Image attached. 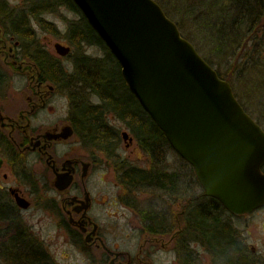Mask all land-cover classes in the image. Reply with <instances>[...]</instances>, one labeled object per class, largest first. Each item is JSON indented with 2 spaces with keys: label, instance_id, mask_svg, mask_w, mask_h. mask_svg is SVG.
Wrapping results in <instances>:
<instances>
[{
  "label": "flooded vegetation",
  "instance_id": "af4514ba",
  "mask_svg": "<svg viewBox=\"0 0 264 264\" xmlns=\"http://www.w3.org/2000/svg\"><path fill=\"white\" fill-rule=\"evenodd\" d=\"M25 37L26 35L6 34L4 28L0 34V60L2 61L0 62V157L3 164L0 167V240H2L0 249L5 264H16L19 260L15 257L19 258L23 255L21 253L25 251V248L28 250L27 255L39 254L42 248L46 253L43 258L47 259L50 264L54 263L53 258L44 249L42 241L36 236L33 224L26 221L22 213L23 211L30 212L35 208L34 193L38 194L37 190L32 191L26 188L27 184L32 183L31 163L33 161L39 165L45 162L47 180L44 175L36 178L39 183L44 184V193L51 187L55 188V193H58L60 202L57 204L54 201L52 208L60 211L63 217V228L70 242L79 243L84 248L87 247L96 252L100 251L108 264H155L154 261L159 258L161 252L156 249L159 246L169 254L175 253L174 261L177 259L182 264H196L197 262L217 264L216 250L208 241H200L198 230L190 226L191 214L195 215L196 210L202 207L210 213L213 207L212 198L205 195L193 166L186 162V166L190 168L189 179L185 182L186 188H179L183 179L177 175V171L167 173L172 178L168 182L160 181L159 176L164 172H157L159 180L148 183L164 194V197L160 198L162 200L159 199L155 205H148L142 213L144 232L148 234V240L145 241L152 243V247L145 249L142 245L139 251L133 254L131 251L120 250L119 246L106 243L104 227L98 223L99 215L96 213L98 203L94 192L88 189V179L97 169L98 164L94 152L91 158L85 154L75 155V153L70 154L67 151L58 150L60 144H71L72 142L77 145L78 143L86 144L83 139H80L74 125L75 118L70 97V72L66 70L61 61L57 65L38 64L33 59L35 56L32 50L34 51L37 46H40L43 51L47 49L41 45L38 33L34 32L33 42L26 39L21 41ZM51 43L50 41L49 44ZM46 66L54 69L58 66L56 73L51 74L56 79L47 77L48 75L44 73ZM58 100H66L69 108L67 113L61 116L58 108L55 107V102ZM42 115H47L48 120H41ZM122 123L126 126L124 121ZM118 131L117 133L121 136L118 135L117 140H122L126 148L136 141L137 147L141 150L140 160L144 159V155L149 157L153 155L150 152V156L144 150L140 136L135 134L133 136L130 128L131 133L126 131L119 133ZM124 133L128 134L127 137ZM90 147L95 146L90 145ZM120 147L121 145L115 144L109 156L116 157V160L120 161V166L117 162L115 169L120 170L122 185L129 190H134L131 189V184L129 187L124 185L126 184L124 176L126 177L130 170L151 172L153 168L132 165L119 152ZM170 149L173 150L172 147ZM155 153L158 155V149ZM160 161L159 158L154 160L151 157L155 168H160ZM164 167L165 165L161 166V168ZM63 173L71 175L73 183L66 190L59 191L54 186V181L58 174ZM49 180L51 184L47 182ZM143 185L146 186V184ZM195 189L199 190L198 194L195 193ZM184 191L187 193L181 194ZM18 195L29 203L28 209L17 205ZM116 200L117 197L114 199L117 204L118 200ZM182 200L187 201L186 206L181 205L185 202ZM129 203L125 200L124 204L127 205L125 206L129 211H132L133 207ZM175 210L183 211L175 215ZM165 237L170 238L166 241ZM251 247L252 254L259 256L258 259H260V262L256 263L264 264V256L258 253L256 248ZM169 257L170 260L173 259ZM30 258V262L44 260L38 255Z\"/></svg>",
  "mask_w": 264,
  "mask_h": 264
},
{
  "label": "water",
  "instance_id": "95a60500",
  "mask_svg": "<svg viewBox=\"0 0 264 264\" xmlns=\"http://www.w3.org/2000/svg\"><path fill=\"white\" fill-rule=\"evenodd\" d=\"M72 1L120 64L130 93L193 166L205 195L236 216L264 208L263 128L163 8L155 0ZM55 52L67 57L71 47L57 42ZM72 181L58 174L54 186L63 191ZM17 205L30 207L19 195Z\"/></svg>",
  "mask_w": 264,
  "mask_h": 264
},
{
  "label": "trees",
  "instance_id": "16d2710c",
  "mask_svg": "<svg viewBox=\"0 0 264 264\" xmlns=\"http://www.w3.org/2000/svg\"><path fill=\"white\" fill-rule=\"evenodd\" d=\"M22 1L24 3L22 8L17 10L15 7H11V0H0V25L4 26L6 34L26 35L21 41L25 39L34 41L33 19L45 30L48 29V25L44 22V14L54 13L57 8H67L81 15L78 20L69 22L67 32L69 43L76 50L82 51V46L85 43L100 48L104 53L102 57L87 56L81 52L75 53L77 56H72L75 67L74 72H71L69 76L71 108L75 118L74 125L80 139H83L86 145H94L110 154L114 145L118 143V137L115 128L108 125L107 116L114 115L122 122L124 121L133 134L140 136L142 147L150 156L153 153L151 157L154 160L158 158L162 160L163 155L159 152L171 147L166 136L143 110L135 95L130 93L128 85L123 79L119 63L107 49L105 43L92 30L77 5L72 0ZM155 1L174 21V12L186 18L181 21V24L175 22L182 35L192 44L196 43L193 45L198 51H202V49L200 46L198 48L197 37L191 38L186 34L182 23L187 24V20L190 19L194 27L201 28L205 32L204 38L209 43L211 42L213 50L209 56L202 55L199 51L202 57L218 71L221 79L228 81L226 78L232 77L235 81L239 80L238 84L245 83V92L251 93L252 98L262 99L263 110L255 112L260 113V117L262 116L261 118L264 119V90L262 88L264 84L261 82L264 81V28L260 32L264 20V0H196L194 3L192 0ZM175 3L183 6L181 9L185 13H179L174 7ZM32 53L35 56L33 59L38 64L57 65L59 62L47 50H41L40 46H37L34 51L32 50ZM232 62L235 65H231ZM217 65L225 70V76L217 68ZM57 68L55 70L51 66H46L44 73L50 79H56L51 74L56 73ZM233 70H236L237 73L234 76H232ZM250 73L256 78H261V81L254 82L252 80L251 82ZM56 81L58 82V80ZM92 96H96L98 101H93ZM242 105L247 110L245 104L242 103ZM247 112L253 116L249 110ZM257 121L263 126L261 124L263 121ZM157 149L158 155L155 153ZM157 177V173L148 170L146 172L130 170L126 177L124 176V181L133 187H141L143 184L147 185L158 181ZM159 178L164 182L172 179L169 174L165 173L160 174ZM212 207L210 213H207L206 208L202 207L200 210H196L195 215L191 214L189 217L190 226L199 232V240H206L211 244L216 250V258L221 264H249L248 259L243 257L245 252L240 243L239 232L233 225L232 218L237 216L231 215L214 198H212ZM27 253L28 250L25 248V251L21 253L23 255H20L19 258L16 256L15 259L19 260L16 261V264H50L47 259L43 258L46 253L42 248L39 254L27 255ZM35 255L44 260L30 262V257Z\"/></svg>",
  "mask_w": 264,
  "mask_h": 264
},
{
  "label": "rangeland",
  "instance_id": "374dc122",
  "mask_svg": "<svg viewBox=\"0 0 264 264\" xmlns=\"http://www.w3.org/2000/svg\"><path fill=\"white\" fill-rule=\"evenodd\" d=\"M196 2V0H192V3ZM11 7H15L17 10H20L23 6L22 0H11ZM174 7L178 10L179 13H185L181 8L183 6L177 5L175 3ZM264 9V8H263ZM81 17L77 12H72L67 8H57L54 13L44 14V22L48 25V29H43L38 22L33 19V29L36 33H38L40 37V42L43 47L47 49V51L56 59L62 62L65 65L67 71L74 72V61L72 56H77V52L85 53L93 57H102L104 53L102 50L97 48L96 46L86 45L85 43L82 46V51L76 50L69 41H68V26L69 22L76 21ZM175 21L181 24V21L186 20L184 16H179L177 12H174ZM187 24H184L185 32L191 38L196 36V42L198 41L200 48L199 50L202 55L209 56L212 53L213 48H211V42L209 43L206 38H204L205 32L201 30V28L194 27V24L190 22V19L187 20ZM6 24V23H5ZM1 26V25H0ZM4 27V26H3ZM2 28V27H1ZM264 28V20L262 21V26L260 32ZM55 30V31H54ZM259 32V33H260ZM207 37V36H205ZM52 42L49 44V42ZM56 42L71 45L72 47V55L68 57H62L55 52ZM193 44L196 45L194 42ZM201 44V45H200ZM241 54L239 53V56ZM2 63V61L0 60ZM231 65H235L233 62ZM1 66V65H0ZM3 66V65H2ZM217 68L221 70V72L225 76V70H223L219 65ZM228 70V69H227ZM232 76L236 73V70L232 71ZM251 79L255 81H261V78H256L249 74ZM235 89V93L245 104L247 110H249L256 120L263 121L261 124L264 127V119L260 117V113H256L255 111L263 110L262 99L258 97L252 98L251 93L245 92L246 88L245 83H239L232 79V77L226 78ZM15 81V80H14ZM13 81V83H14ZM235 82V83H233ZM249 82V81H248ZM264 84V81H261ZM247 84V83H246ZM264 90V86L262 87ZM255 92V90H254ZM259 95V94H257ZM93 101L97 102L98 98L96 96H92ZM264 103V102H263ZM68 104L66 100H58L55 102V107L59 110V115L66 114L68 111ZM45 114V113H43ZM107 118L108 125L110 127H115L117 130L126 131L127 133H131L129 131V127L125 126L124 123L119 120V118H114L112 115ZM41 120L47 121V115H42ZM124 125V126H123ZM117 133V137H118ZM132 135L134 136L133 132ZM131 135V136H132ZM121 136V135H120ZM81 144V143H80ZM78 145L74 142L71 144H60L58 150L60 152H69L70 154L79 155L85 154L86 156L93 157L95 154L96 160H98L97 169L94 170V173L88 179V189L94 192V196L96 197V202L98 203L96 206V213L99 215V221L104 229V233L106 234V243L111 246H119L120 250L123 251H131L133 254L137 253L140 247L143 245L146 248L152 247V243H147L145 240H148V234L144 231V221L142 213L147 209V206H152L159 201L161 197H164V194H161L159 189H155V186H141L134 188L130 186L129 190L127 187L122 185V176H120V170H117L116 163L120 166V161L116 160V157L109 156L108 153L102 151L96 147H90L89 145ZM118 145H121V150L119 151L122 155L130 161L132 165H138L140 167H147L148 169L153 168L151 172H164L167 174L168 172L177 171V175L183 179L181 181V185L179 188H186L185 182L189 179V167L186 166L185 160L177 155L170 148H166L164 151H160L163 156V159L160 160V165L157 170L152 165L151 157L145 156L144 159L140 160L141 150L136 145V141L133 145L126 148V144L123 143L122 140L118 141ZM94 152V154H93ZM187 163V162H186ZM143 165V166H142ZM146 165V166H144ZM162 165H165L164 168H161ZM33 173L32 183L31 185L27 184L26 187L28 190H37L38 194L34 193V205L35 208L30 212H22L23 216H25L26 221L33 224L35 228L36 236L42 241L44 249L47 250L48 255L53 258V264H108L106 262V258L101 254L100 251L91 250L89 248H84L79 243L73 244L69 240V236L66 235V230L63 228V217L60 215V211L57 209H53V202L56 201L57 204L60 202V198L58 193H55V188L49 187L50 189L44 193V184L39 183L36 177H41L44 175L45 180L48 177L47 169L45 162L42 164L31 163ZM35 176V177H34ZM51 180L47 181L49 184ZM157 182V181H155ZM129 187L130 184H124ZM195 193H199L198 189H195ZM187 192H181V194H186ZM117 197V204L114 199ZM125 200L130 202L132 205V211L126 208ZM162 200V199H160ZM185 201V200H182ZM124 204H122V203ZM187 201L182 202V206H186ZM126 205V206H125ZM183 210H175V215H179ZM226 217V216H225ZM183 221V219L181 218ZM143 221V222H142ZM233 225L237 228L239 232L240 243L244 249L245 255L244 258L248 259L249 264H259L256 263L260 259L259 256H254L252 254L251 249L256 248L258 253H261L264 256V208L255 211V213L245 215L243 217H234L232 218ZM170 237H165L164 239L167 241ZM2 241V240H0ZM152 244V245H151ZM1 247V246H0ZM156 249L160 250L159 258H156L155 264H182L179 260L176 259L175 253L169 254L166 250L162 249L160 246L156 247ZM173 258L170 260V257ZM4 257H1V249H0V264H5ZM172 261L174 263H172ZM264 261V260H263ZM260 262V261H259ZM200 264V263H196ZM217 264H221L218 260Z\"/></svg>",
  "mask_w": 264,
  "mask_h": 264
}]
</instances>
